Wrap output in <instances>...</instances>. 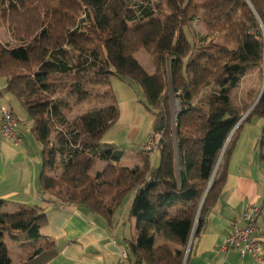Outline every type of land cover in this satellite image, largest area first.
Masks as SVG:
<instances>
[{"label": "trees", "instance_id": "obj_1", "mask_svg": "<svg viewBox=\"0 0 264 264\" xmlns=\"http://www.w3.org/2000/svg\"><path fill=\"white\" fill-rule=\"evenodd\" d=\"M197 18L208 32L200 44L187 31ZM263 26L264 0H0V29L18 41L10 46L0 39V77L43 145L40 186L53 196L49 202L111 220L132 195L131 257L140 264H185L195 224L193 240L223 188L244 126L254 116L264 118L263 92L240 122L262 88L251 102L232 101L251 70L263 86ZM141 51L152 56L154 73L136 58ZM112 76L142 88L157 119L158 162L146 153L141 164L123 165L118 146L103 142L120 109L112 91L95 88L111 86ZM171 90L180 106L174 128ZM93 100L103 106L68 119L76 106ZM258 145L264 162V127ZM98 161L105 165L95 170ZM57 165L61 173L50 175ZM7 205L0 198V234H26L33 242L30 258L55 248L41 234L45 208L18 205L10 212ZM0 264H13L1 237Z\"/></svg>", "mask_w": 264, "mask_h": 264}, {"label": "crops", "instance_id": "obj_2", "mask_svg": "<svg viewBox=\"0 0 264 264\" xmlns=\"http://www.w3.org/2000/svg\"><path fill=\"white\" fill-rule=\"evenodd\" d=\"M18 104V99L7 91V80L0 79V116L1 107L7 105L23 123L19 124L22 145H14L0 134V198L8 201L5 210L10 212L18 205L45 208L48 222L41 234L56 246L30 258L32 240L23 232L3 231L0 237L10 249L13 264H117L136 233L135 222L129 219L132 195L111 220L81 206L49 202L51 197L40 186L43 145L31 132L32 120ZM14 107L21 110L22 116ZM261 134L259 124L244 126L228 158L223 188L206 215L202 232L193 240L185 264H257L251 255L241 257L238 249L222 248L233 220L251 205L261 207L257 226L264 256V162L258 145ZM6 236L14 244V255Z\"/></svg>", "mask_w": 264, "mask_h": 264}, {"label": "rangeland", "instance_id": "obj_3", "mask_svg": "<svg viewBox=\"0 0 264 264\" xmlns=\"http://www.w3.org/2000/svg\"><path fill=\"white\" fill-rule=\"evenodd\" d=\"M161 3L166 4L167 0H155ZM188 33L195 42L200 44L202 37L208 35V32L205 29V26L200 18L192 21L188 28ZM0 39L10 45L15 46L18 44V41L15 39L13 34L6 28L2 27L0 29ZM136 58L140 64L150 73H154L155 65L152 56L146 51H141L136 55ZM0 79H6L0 77ZM262 88V80H260L258 71H249L241 82V86L237 88L233 95L232 101L234 105H240L242 103L251 102L254 96L260 92ZM94 89V88H93ZM95 89H99V92H113L116 96V100L120 109V117L117 123L111 127V129L105 134L103 138L104 143H114L118 148L123 152L122 164L127 166H135L141 164L143 156L146 153H150L152 159H155L158 162L159 157L156 158L157 148L155 151L154 147H149L148 143L152 136L159 139V131L156 130L157 119L152 112L146 107L145 97L142 91V88L139 84L134 81H124L118 76L111 77V86H99ZM94 89V90H95ZM171 98V115H172V126H176V115L180 109L179 102L174 96V93L170 92ZM20 104V102H19ZM18 104V106H19ZM21 105V104H20ZM15 106V105H14ZM102 103H98L93 100L86 102L82 105L76 106L71 113H68V119L73 120L78 115L89 112L95 108L102 107ZM18 116L21 115V110L24 108L22 105L17 109L14 107ZM20 111V112H19ZM27 113L25 110H23ZM23 118V117H22ZM28 119V118H27ZM22 119H20L21 121ZM250 123L259 124L263 130L264 127V118L259 116H254ZM23 124V123H22ZM20 122V126L22 125ZM161 126V125H160ZM62 125H58L57 130L54 131L50 137L52 143H56L58 140V130L62 129ZM163 127V125H162ZM161 127V128H162ZM43 148V147H42ZM42 150V149H41ZM158 155V154H157ZM43 157V155H42ZM154 160V161H155ZM105 162L98 161L95 167V170H100L104 167ZM62 168L60 165H57L54 170H49V174L53 176L59 175ZM49 197H53L51 194H48ZM131 195H128L124 204L120 207V210H123L130 200ZM6 239L9 243L12 242L10 238L6 236ZM11 243V251L14 255V247Z\"/></svg>", "mask_w": 264, "mask_h": 264}, {"label": "built area", "instance_id": "obj_4", "mask_svg": "<svg viewBox=\"0 0 264 264\" xmlns=\"http://www.w3.org/2000/svg\"><path fill=\"white\" fill-rule=\"evenodd\" d=\"M20 121L13 110L4 105L1 107L0 134L14 145H22L23 138L19 134ZM158 139L152 136L148 145L157 148ZM261 214V207L251 205L232 222V231L226 238L223 250L238 249L241 257L251 255L257 264H264L261 239L258 235L257 222ZM117 264H140L135 261L128 250L121 252V258Z\"/></svg>", "mask_w": 264, "mask_h": 264}, {"label": "water", "instance_id": "obj_5", "mask_svg": "<svg viewBox=\"0 0 264 264\" xmlns=\"http://www.w3.org/2000/svg\"><path fill=\"white\" fill-rule=\"evenodd\" d=\"M259 19H260V18H259ZM262 25H263V23H262ZM263 29H264V26H263ZM263 92H264V83H263V86H262L261 92H260V94H259V96H258L256 102H255L254 105L248 110V112L244 115V117L241 119L240 122H242V121L245 119V117L249 114V112L253 109V107L259 102V100L261 99V96H262ZM240 122L238 123V125L240 124ZM238 125L235 127V129H234L233 132L231 133V135H230V137H229V139H228V142L230 141L232 135L235 133V131H236ZM160 127H162V125H161ZM228 142H227V144H228ZM221 159H222V156H221V158H220V160H219V163H218V165H217L216 171H217V169H218V167H219V164H220ZM216 171H215V173H216ZM215 173H214V174H215ZM212 179H213V178H212ZM207 193H208V191H207ZM207 193H206L205 197L207 196ZM203 202H204V200H203ZM201 207H202V206H201ZM196 229H197V223L195 224V227H194V230H193V234H192V237H191V240H190V243H189V247H188V250H187V253H186V258H187L188 254H189V250H190L191 244H192V242H193V238H194V234H195ZM186 258H185V259H186Z\"/></svg>", "mask_w": 264, "mask_h": 264}]
</instances>
